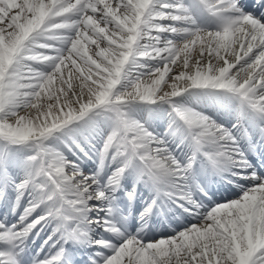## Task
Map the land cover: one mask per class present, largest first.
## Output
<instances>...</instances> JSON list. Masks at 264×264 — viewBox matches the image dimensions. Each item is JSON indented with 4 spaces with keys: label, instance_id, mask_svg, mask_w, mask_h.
<instances>
[{
    "label": "snow or ice",
    "instance_id": "1",
    "mask_svg": "<svg viewBox=\"0 0 264 264\" xmlns=\"http://www.w3.org/2000/svg\"><path fill=\"white\" fill-rule=\"evenodd\" d=\"M256 2L264 9V0ZM156 3L0 0V140L36 145L38 152L30 158L32 172L17 191L22 195L31 187L44 192L51 202L47 215L38 216L18 231L0 224V245L5 249L0 251V264H19L14 251L19 247L17 242L23 243L49 217L62 221L69 239L82 235L69 231L67 221L91 223L87 220L92 210L88 202L106 199L105 190H93L96 181L76 182L79 174H67L64 159L43 146L48 137L90 112L102 110L115 116V128L100 150L103 156L111 155L113 161L120 159L122 163L109 177L108 191L118 190L125 171L138 161L141 175L157 191L176 189L181 200H190L177 181L187 178L192 163L182 164L163 139L126 117L122 108L135 101L172 105L174 118L187 128L193 159L199 154L214 167L248 166L230 130L198 112L177 108L174 99L190 89L223 90L239 101L241 118L264 122V22L245 14L235 0H192L189 5L178 0L174 5H161V11L156 10ZM200 6L220 22L219 30L175 26L195 24L193 9ZM161 21L173 23L164 25ZM162 33L183 39L179 43L163 41ZM145 38L149 42L141 45ZM142 60L162 61V67L128 80L127 90L118 92L130 67H147ZM33 63L48 64L52 71L42 73L32 67ZM9 164L7 157L0 158V173L6 175ZM252 180L240 198L214 207L201 222L171 238L144 242L132 236L117 244L96 241L110 254L97 252L100 261L92 260L91 264H264V178L252 173ZM40 203H44L43 198ZM39 206L27 209L21 221ZM147 211L150 209L142 217ZM104 224L105 231L121 235L111 222ZM63 261L61 248L35 264Z\"/></svg>",
    "mask_w": 264,
    "mask_h": 264
},
{
    "label": "bare ground",
    "instance_id": "2",
    "mask_svg": "<svg viewBox=\"0 0 264 264\" xmlns=\"http://www.w3.org/2000/svg\"><path fill=\"white\" fill-rule=\"evenodd\" d=\"M171 1L172 0H157L155 8L158 3L163 5L165 3L169 4L168 2H171ZM158 10L161 11L163 9L160 6L157 8V11ZM257 19L261 20V22H264V17L262 18L258 16ZM198 25L208 30H215V29L218 30V28H220V26L217 23H216V27H210L207 23L203 21H198ZM50 43L54 44V42H50ZM55 46L59 47V45H55ZM43 51H45L46 54L55 55L54 51H50V50H43ZM152 61L154 62V61H159V60H152ZM32 67L45 74L50 73L52 71V68L48 64L33 63ZM131 75H132L131 72H128V78L127 80L122 81L121 85L117 89L118 92H121V90H124L126 88V84L128 80H133V76ZM204 90H205L204 92L210 93L208 89H204ZM192 91L196 92L195 97L189 98V97L184 96V95H187L188 92H192ZM200 91L201 90H198V89H195V90L190 89L188 92L183 93L184 95L182 94L180 97H176L174 99V104H177V105L175 106L180 109L192 110V111L200 113L203 116H207L210 118L211 121L215 122L217 125H220L224 128L230 122L235 123L236 126L230 131L233 133V135L236 137V140H237L239 138V129L241 128V126L239 123H237V120H236V114H235L236 106H235L234 97L230 95L229 93L217 92L218 95H223V97L219 100L209 102L201 96ZM157 106H159L160 108L165 107L163 102H157ZM142 107H144L143 103L139 101H135V102H130L127 105H125L122 108V111L126 114V117H128L130 115V110H132V108H134L135 110H138L139 108H142ZM153 108L156 109V106ZM168 112L170 111L169 110L167 111V109L163 110V114L161 116L162 118L160 119V121L154 124L152 122H149L150 124L149 126L150 128L154 130L155 136L159 139H163L166 145L168 146V148L170 149V151L172 152L173 156L178 161H180L182 154L188 150V145L186 141H181L185 135V132L182 126L179 128V130H176V131L175 129L173 130V128H175L176 125L178 126V123L174 118L175 115L172 114L171 112L170 113ZM92 117L95 118V120H98V123H95V125H92V120H91ZM80 123L81 124L87 123L88 129H84L83 127L80 128L79 126ZM247 123L248 124L250 123V119H247ZM164 125L167 130L172 131L170 135H168L165 132L160 131ZM74 126H77L79 130L78 134L75 135V142L71 143L70 141H68L67 143L68 148L60 149L62 151V154L60 155L65 161V167H66L67 174L74 171V168L71 166V162L67 160L79 158V157L76 158L74 154L77 155V152H79L80 154H83V153L89 154L92 151L95 152V155L97 154V151L102 146L103 140L105 141L107 136L110 135L111 132L115 128V116H114V113L102 111V110L90 112L89 115L85 119L83 118L82 120H79V122L75 121L71 123L70 125H68L67 127L54 133L52 136L48 137L45 141H43V146L45 145L44 148L49 149L52 152H54L56 148L59 149L60 145L57 143L56 137L60 136L64 138L67 132L69 133L70 131H74L73 129ZM156 131H160V132H156ZM50 146L54 148L52 149V147ZM4 148H6L5 157H7L10 161L9 168L7 171L9 175L11 176L12 181L17 183L19 181L26 180L28 178V176L25 175L26 169L32 165L30 158L36 155L38 152V148L36 147V145L31 142L26 143V144L12 145L4 140H0L1 152H3ZM253 150L257 153L256 158L259 161H255L254 163H251L249 169L259 170V168H261L262 166L264 167V157H262L261 154L259 153L257 145H254ZM100 155L102 156V153H100ZM106 162H107L106 159H102V161H99L98 163L95 156L92 157V159L82 158V161L78 163V165L75 168V172H74V173L79 174L76 176V182H78L79 179H82L85 176L84 180H87L89 181V183H91L92 180L90 179H92V176H88V175H90L93 172L92 170H94L95 172V165L96 167H98L99 177L101 178L102 176V179L100 180V183H101L100 188L101 190H105L106 192V199L94 200L99 207L102 206L103 204H113L114 201L115 202L119 200L124 201V198L123 197L120 198V196L121 194L125 195L129 191L128 186H127V181H125V183H122V185L118 187L117 193L116 191L111 192L107 190L105 186L108 184V182L104 183L103 180L105 179L106 175L109 174L110 171L113 170V167L111 169H108L106 172L101 173V170L103 168L102 165H104ZM89 169H90L89 173L83 174L85 171ZM183 182H184L183 187L188 193V195L190 196V199L191 197H195L199 195L198 194L199 188H202V190L212 189L211 184L209 182H205L204 180L200 181L198 177L197 179H195V181L191 182L187 180L186 182L185 181ZM238 183H239V186L236 188L237 190L236 192H239L241 189H244L243 185L252 183V180L248 179L245 182H238ZM29 188L31 192L29 198H32L31 199L32 202L29 205H36L40 203L41 198L44 199L46 197L44 192H40L39 190L32 189L31 187ZM92 188L95 191L100 190L95 184H92ZM141 190L142 189L140 190L138 189L135 192L136 193L135 195H137V197H140ZM215 190H216L215 195L217 194L216 196H214L212 199H204V200L199 201V207H197V209L195 208L194 211L191 210L192 212H189L186 209H184L183 208L184 206H182V208L180 209H178L177 207H170L169 212H165L163 214V217H164L163 221L157 220V219H151L150 222L147 221L148 227L150 226L152 227L146 233L138 232L139 234L137 238L141 239L144 242H154L160 239L171 238L177 235L178 233L186 230L187 228H190L191 226L201 222L203 217L208 212H210L214 207L221 205L223 203L229 202L230 200H235L238 198L237 194H235L236 196L233 197L232 195L228 196L229 194H226L225 192H223L222 189H217L215 187ZM45 192H47L46 189H45ZM38 193L40 195H38ZM161 204L163 203H161V201H158V207H160ZM184 204H187V201ZM42 206L43 208H46L47 211L45 213L40 214L39 216L47 215L49 208L51 207V202L48 201L47 198H45V201L42 204ZM145 207H146L145 208L146 210L149 209V206H146V204H145ZM88 214L90 216L91 215L94 216L92 220V224L84 225L83 229L85 230V232H83L82 235H80V238L83 239L82 242H77V243L69 242L67 244V247L64 253V260H69L73 262V260L75 259V256H74L75 252H80L82 256L80 255L78 256V258H82V259L84 258L83 255L85 253H88L87 244L90 241V236L94 234V232L96 231L98 227L97 217L98 215L101 214V211L100 210H97L95 212L90 211L88 212ZM24 216H25L24 212L20 209L12 210L11 205H0V224L11 225L10 228L8 229H11L13 231H18L24 228L27 224L31 223L34 219L38 217V216L37 217H27L26 219L21 221V217H24ZM54 222H56L57 225L61 224L60 219L49 217L46 221H43L41 222V224L37 225L36 228H34L29 233L27 238L23 240V243H20L19 241L17 242L19 244V247H17V250L19 249L22 255H27V256H29V254L36 253V256L40 257V260L48 259L54 256L57 252H54V248L52 247V245L54 244L55 247L63 246L64 241L61 243L59 240L63 232L61 233L60 236L53 235V236H50L51 239L50 237H48L45 243L42 241L43 237L46 235L45 227L49 225L50 223H54ZM161 225L163 226L160 227ZM13 226H15V228H13ZM42 226H45V227L41 229ZM2 230L3 229H0V231ZM50 253H52V255H50ZM109 254L110 252H108L105 256ZM76 262H73L72 264H75ZM63 264H66V263L63 261Z\"/></svg>",
    "mask_w": 264,
    "mask_h": 264
},
{
    "label": "rangeland",
    "instance_id": "3",
    "mask_svg": "<svg viewBox=\"0 0 264 264\" xmlns=\"http://www.w3.org/2000/svg\"><path fill=\"white\" fill-rule=\"evenodd\" d=\"M178 2V0H175V1H173V2H170V4H172V5H174V4H176ZM179 2H182V0H179ZM183 3V2H182ZM185 5H187V4H185ZM159 11V10H158ZM193 17H194V13H193ZM161 23H162V21H161ZM162 24H164V25H168V24H172V23H167V22H163ZM176 27H188V25H181V24H176L175 25ZM152 35H155V33H152ZM161 39L163 40V41H167V40H172V41H175V42H177V43H179L182 39H183V37H181V36H177V35H173V34H171V33H164L163 35H161ZM141 43V45H145V44H147V42H140ZM147 62V64H145V62H140V63H142V64H145L146 66H147V68L145 67V69L147 70V72L144 74H142L141 73V68H139V67H136V66H133V67H131V71H132V75H133V79H135V78H137L138 76H144V75H146L147 73H148V70L150 71V69H153V68H156V67H158V66H160V67H162V61H152V60H147L146 61ZM153 62V63H152ZM124 90H127L126 88L124 89ZM122 91L123 90H121V93H122ZM123 92H125V91H123ZM146 108L147 107H142V109H138V110H135V109H133L132 108V110L130 111V113L131 114H135L136 116H128L127 118L128 119H131V120H134V121H136V122H138V123H140V124H142L141 122V118L145 115V113H146ZM146 115H148L147 113H146ZM97 121V122H96ZM139 121H141V122H139ZM95 123H98V120H95V118L92 120V125H95ZM80 128L81 127H83L84 129H88V124L87 123H83V124H81L80 123ZM73 129H74V131H70L69 133L67 132V140H66V138L64 137V138H62V137H60V136H57L56 137V141H57V143L60 145L59 146V149H55L54 150V153H56V154H58L60 157H61V155L60 154H62V151L60 150V149H62V147L63 146H61V145H64V147L65 148H68V141H70L71 143H74L75 142V135L76 134H78V127L77 126H74L73 127ZM75 132V133H74ZM70 134V135H69ZM103 143H104V140H103V142H102V146H101V148L103 147ZM45 146V145H44ZM50 147H52V146H50ZM63 147V148H64ZM54 147H52V149H53ZM101 148H99V150H101ZM81 151V150H80ZM76 157H78L79 156V158L78 159H80V156L81 157H83L82 156V154L80 155V153L79 152H77V155L76 154H74ZM32 156V155H31ZM78 159L76 160V159H68L67 161H70L71 162V164L73 165L72 167L74 168V171L73 172H71V174L72 173H74L75 172V168H76V166H77V163H78ZM99 159H101V158H99ZM110 160V159H109ZM71 174H69V175H71ZM8 226L6 225L5 226V228H7ZM48 229V228H47ZM55 229V228H54ZM53 235V233H51L50 231H47V235L46 236H52Z\"/></svg>",
    "mask_w": 264,
    "mask_h": 264
}]
</instances>
